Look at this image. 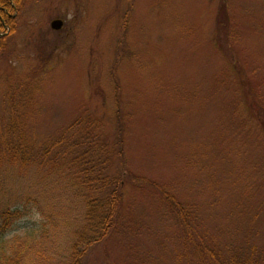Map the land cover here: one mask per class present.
I'll list each match as a JSON object with an SVG mask.
<instances>
[{
    "label": "rangeland",
    "instance_id": "1",
    "mask_svg": "<svg viewBox=\"0 0 264 264\" xmlns=\"http://www.w3.org/2000/svg\"><path fill=\"white\" fill-rule=\"evenodd\" d=\"M12 6L0 218L22 213L18 264H73L88 201L114 190L76 264H264V0Z\"/></svg>",
    "mask_w": 264,
    "mask_h": 264
},
{
    "label": "trees",
    "instance_id": "2",
    "mask_svg": "<svg viewBox=\"0 0 264 264\" xmlns=\"http://www.w3.org/2000/svg\"><path fill=\"white\" fill-rule=\"evenodd\" d=\"M19 0H0V31L6 30L8 27H12V31L14 30V26L11 25V15L13 12V4L18 2ZM5 39L0 36V49H3L5 46ZM12 152L13 158H18L22 156L23 153V144H15ZM89 182V181H88ZM91 182V181H90ZM90 185L88 186V188ZM119 194L117 190L110 192L107 196L102 197L98 196L94 197L93 199L90 198L88 201V211L86 215V223L87 227L86 230L80 233L77 236V242L74 244L73 247V260L74 263L79 259V251L81 247H88L91 246L93 243H97L102 240L112 226L114 213L116 208V203L118 201ZM20 211L9 212L3 215L0 218V264H18L19 260H17V256H12L11 252L14 250V245L7 248L8 241L6 240V236L10 231L11 226L20 219L21 217ZM219 258V257H218ZM218 264H224L222 261H218ZM236 264V263H234ZM249 264H259L258 261L255 263Z\"/></svg>",
    "mask_w": 264,
    "mask_h": 264
},
{
    "label": "water",
    "instance_id": "3",
    "mask_svg": "<svg viewBox=\"0 0 264 264\" xmlns=\"http://www.w3.org/2000/svg\"><path fill=\"white\" fill-rule=\"evenodd\" d=\"M64 22L61 21V20H56L52 23V27L55 29V30H60L63 26Z\"/></svg>",
    "mask_w": 264,
    "mask_h": 264
}]
</instances>
